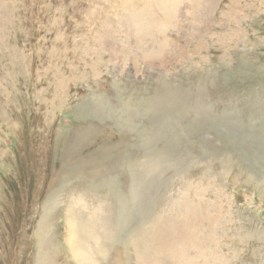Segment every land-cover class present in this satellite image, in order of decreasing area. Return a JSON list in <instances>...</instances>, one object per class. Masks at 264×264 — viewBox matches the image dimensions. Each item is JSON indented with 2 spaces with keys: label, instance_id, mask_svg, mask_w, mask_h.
<instances>
[{
  "label": "rangeland",
  "instance_id": "374dc122",
  "mask_svg": "<svg viewBox=\"0 0 264 264\" xmlns=\"http://www.w3.org/2000/svg\"><path fill=\"white\" fill-rule=\"evenodd\" d=\"M154 1L0 0V264H264V0Z\"/></svg>",
  "mask_w": 264,
  "mask_h": 264
},
{
  "label": "bare ground",
  "instance_id": "6f19581e",
  "mask_svg": "<svg viewBox=\"0 0 264 264\" xmlns=\"http://www.w3.org/2000/svg\"><path fill=\"white\" fill-rule=\"evenodd\" d=\"M147 3H148V1H147ZM174 4L175 3L174 2L172 3L171 0H155L154 4H153V8L150 7V9L147 13L141 14L140 12L136 11L139 14H136V15L133 14V20H131V15L128 16L129 22L130 23L132 22V24L136 27V30L139 31V36L142 37L143 40L148 39L151 41V39L153 40L156 35L157 36H160V35L166 36V35H168L169 28L172 25L171 19L173 18L172 17L173 12H176ZM151 10H154L157 12L156 17H159L157 19V21L151 20V18H152L151 17L152 13L150 12ZM157 29H158V31H157ZM144 31H145V33H140V32H144ZM153 32H154V34H153ZM159 45L160 44H157V46H159ZM152 46H154V45H152ZM182 206L186 207L185 205H182ZM184 210H186V209H184ZM176 217H178V216H176ZM177 219H182V213H181L180 217L174 218V219L172 217H169V218H167V222L165 221L162 223H167L166 226L168 228L174 227V223ZM157 221H162V220H161V218H158V220L152 221L149 224L147 235L144 236V238L142 239V242H141L144 244H142L143 245L142 247L140 244L139 245L140 247L137 248L138 255L141 254L142 256H144V255L145 256H149V255L155 256V255L159 254V255H163V257L166 258L167 260H169V262L171 264H194L196 259L190 258L187 255L188 253L184 250H182V251L177 250V248L180 246V245H177V242H176V241H178V239L177 240L175 238L165 239L166 236H164V237L162 236L163 233L160 232L159 228H160V225H163V224L161 222L157 223ZM69 234H70V232H69ZM71 244H72V242H71ZM192 244H195V243H192ZM71 249H72V245H71ZM146 251H147V253H142V252H146Z\"/></svg>",
  "mask_w": 264,
  "mask_h": 264
}]
</instances>
